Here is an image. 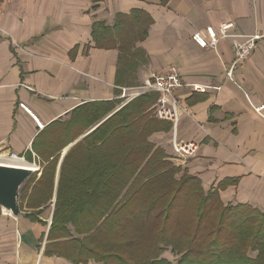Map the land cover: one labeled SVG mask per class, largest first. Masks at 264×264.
<instances>
[{
    "label": "crops",
    "instance_id": "obj_1",
    "mask_svg": "<svg viewBox=\"0 0 264 264\" xmlns=\"http://www.w3.org/2000/svg\"><path fill=\"white\" fill-rule=\"evenodd\" d=\"M133 9L151 18L145 39L137 43L147 62L138 66L134 86L173 65L185 83L219 87L198 92L182 86L175 91L189 110L180 115L175 139L198 142L195 155L173 154L172 128L153 132L149 140L175 165L197 176L204 191L235 179L219 189L224 204L243 203L264 212V109L260 116L250 106L264 107V0H2L1 154L19 157L30 151L36 163L31 142L44 126L67 118L84 102L122 100L123 92L134 87L115 85L117 50L94 47L90 36L93 21L111 25L117 13ZM226 21L234 23L232 36L221 38L215 48H200L192 40L194 31L204 34L205 26L216 29ZM252 34L262 36L255 50L236 63L233 80L227 78L234 58L232 44ZM53 200L54 195L48 218L40 216L45 207L38 213L45 225L27 216L14 220L0 214V264H73L44 254Z\"/></svg>",
    "mask_w": 264,
    "mask_h": 264
},
{
    "label": "trees",
    "instance_id": "obj_2",
    "mask_svg": "<svg viewBox=\"0 0 264 264\" xmlns=\"http://www.w3.org/2000/svg\"><path fill=\"white\" fill-rule=\"evenodd\" d=\"M150 24L140 9L117 13L111 25L92 22L93 46L117 50L115 85L136 84L135 72L147 62L137 43ZM156 99L143 93L118 108L121 99L84 102L36 134L31 150L40 171L19 202L45 225L38 213L54 195L44 254L73 264H264V212L224 204L219 189L235 179L204 191L149 140L171 128L153 116ZM20 156L33 162L30 151ZM168 250L174 260L162 255Z\"/></svg>",
    "mask_w": 264,
    "mask_h": 264
},
{
    "label": "built area",
    "instance_id": "obj_3",
    "mask_svg": "<svg viewBox=\"0 0 264 264\" xmlns=\"http://www.w3.org/2000/svg\"><path fill=\"white\" fill-rule=\"evenodd\" d=\"M234 23L232 21H226L219 24V26L215 29L212 25H207L204 28V34L200 31H194L191 34L192 40L196 43L200 48L211 47L215 48L218 41L221 38H226L232 36L229 34L230 29H232ZM262 36L260 34H252L244 42L235 41L232 44V50L234 53V58L232 61V65L226 71V77L232 79V71L236 63L243 62L247 60L252 52L255 50L258 40ZM186 86L189 87L193 91L204 92L207 88H213L218 90L217 86L210 85H202L199 83H185L181 80L180 71L177 67L173 65H169L166 71L163 73H155L148 79L144 81V84L140 86H134L132 88H128L129 92L122 94V97H127L125 102L133 99L134 96L154 92L156 93L157 99L153 104L152 111L155 118L161 121H167L173 130L172 137V151L177 157H189L195 155L196 150L198 149V142L196 141H177L175 139V131L178 126V121L180 115L182 113H188L189 110L187 106L181 101L179 96L175 95V91L178 88ZM124 102V103H125ZM254 111L262 115V110L264 109L263 105L254 106L250 104ZM19 107L22 108L25 112H29L28 108L25 106L23 102H19ZM37 127L41 128L42 125L36 118V116H32ZM10 155H14L11 153Z\"/></svg>",
    "mask_w": 264,
    "mask_h": 264
},
{
    "label": "water",
    "instance_id": "obj_4",
    "mask_svg": "<svg viewBox=\"0 0 264 264\" xmlns=\"http://www.w3.org/2000/svg\"><path fill=\"white\" fill-rule=\"evenodd\" d=\"M95 125H92V128H94ZM92 128L87 130V132L92 130ZM76 141H74V143ZM74 143L65 147V150H63L60 155L61 160L66 150ZM35 170L29 167H19L0 163V209L2 212L8 213V215L14 219H19L30 213L20 208L19 199L23 189L22 187L26 184Z\"/></svg>",
    "mask_w": 264,
    "mask_h": 264
},
{
    "label": "bare ground",
    "instance_id": "obj_5",
    "mask_svg": "<svg viewBox=\"0 0 264 264\" xmlns=\"http://www.w3.org/2000/svg\"><path fill=\"white\" fill-rule=\"evenodd\" d=\"M0 163L11 164L14 166H19V167L20 166L29 167L33 170L38 168L36 163L29 162L26 159L22 158L21 156L18 157L16 155H10V154H1L0 153ZM3 213L8 215V213H5V212H3Z\"/></svg>",
    "mask_w": 264,
    "mask_h": 264
},
{
    "label": "rangeland",
    "instance_id": "obj_6",
    "mask_svg": "<svg viewBox=\"0 0 264 264\" xmlns=\"http://www.w3.org/2000/svg\"><path fill=\"white\" fill-rule=\"evenodd\" d=\"M127 99V97H125L124 96V98H122V100L120 101V103H119V105L118 106H116V108L117 107H119L120 105H122V104H124V102H125V100ZM126 103V102H125ZM151 111H152V108H151ZM152 113H153V111H152ZM154 116V115H153ZM0 153H2V152H0ZM33 163V162H32ZM37 164V163H36ZM37 166H38V164H37ZM37 171H40V168H39V166H38V168H37ZM39 174L40 173H38L37 174V176H39ZM52 206V205H51ZM48 208L49 207H45L44 208V211L42 212V213H40V216H42V217H47L48 218ZM22 210H24L25 208H21ZM4 214L2 211H1V209H0V214ZM5 215V214H4ZM6 217H10L9 215H7ZM10 218H12V219H14L13 217H10ZM15 220V219H14ZM2 228L1 229H3L2 230V232H5V233H7L8 232V230H5V228H7V226H1ZM5 244H6V239H5V241H3ZM163 256H165L166 258H168V259H171V260H174L175 259V257L171 254V252L168 250V251H166V252H164L163 254H162Z\"/></svg>",
    "mask_w": 264,
    "mask_h": 264
}]
</instances>
